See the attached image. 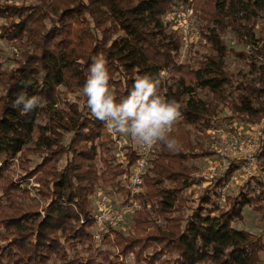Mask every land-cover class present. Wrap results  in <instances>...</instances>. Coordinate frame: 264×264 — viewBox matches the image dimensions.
<instances>
[{"label": "trees", "instance_id": "16d2710c", "mask_svg": "<svg viewBox=\"0 0 264 264\" xmlns=\"http://www.w3.org/2000/svg\"><path fill=\"white\" fill-rule=\"evenodd\" d=\"M38 2L0 7L8 21L2 36L25 48L16 66L0 70V264H128L130 255L134 264H264L263 237L234 227L246 207L264 217L263 181L257 178L253 188L247 183L220 203L222 188L238 169L232 164L197 199L188 197L206 182L189 165L204 154L189 152L193 146L183 127L200 134L210 130L219 104L231 109V119L264 126V64L251 61L252 81L236 84L225 58L245 55L229 49L220 32L225 19L236 30L259 27L264 50V0H193L210 45L197 69L178 63L181 40L164 21L187 0ZM98 55L107 60L109 90L117 101L137 75L159 76L161 94L180 105L184 124L179 134L170 133L175 150L156 144L139 196L143 207L129 216L128 233L111 230L113 243L104 234L119 255L94 252L92 197L99 188L114 189L128 201L121 178L129 177L137 152L131 145L123 148V167L114 155L115 141L87 107L81 90ZM21 91L46 103L22 115L12 107ZM257 158L261 165L264 138ZM15 169L21 170L18 178ZM31 180L34 187L22 190L21 182Z\"/></svg>", "mask_w": 264, "mask_h": 264}, {"label": "rangeland", "instance_id": "374dc122", "mask_svg": "<svg viewBox=\"0 0 264 264\" xmlns=\"http://www.w3.org/2000/svg\"><path fill=\"white\" fill-rule=\"evenodd\" d=\"M38 0H0V7H7V6H30L38 4ZM184 11V13H188L189 10H192L193 17L196 18V24L199 29L200 38H194L192 43L189 45L188 49L184 45L183 40V33L181 30H178L175 26V21L171 18V13L175 10ZM170 11L167 15L164 17L165 23H169V31H177L179 38L181 40V50L180 55L178 59L179 64H186L190 65L192 69H197L199 67V62L204 60V56L206 54H209V43L207 39L205 38V24L202 23V19L200 18V12H198L195 8L193 0H187L185 4H182V6L177 7ZM8 24V21L4 18L0 17V70H10L14 66H16V61L20 60L22 58V53L24 52L25 48L22 46L20 42L10 41L7 38H4L1 34V27ZM231 24L227 21V19L224 20V26L220 28V32L222 39L224 43L227 45L229 49H234L238 53H243L245 55V58L237 57L235 54H228L225 58V65H226V72L231 75L233 81L237 83L242 82H251L253 77L250 74V62L255 61L258 64H264V50H262V43L258 42L259 39V32L260 28H255L254 31L250 29V24L246 26L238 27V30L234 28L233 26H230ZM194 34V33H193ZM168 75L165 76L167 78ZM174 80H170L169 83H173ZM112 93V90H110ZM2 95V91L0 89V96ZM200 96L203 99H207V96L204 92H200ZM69 101H74L75 96L74 95H67L66 96ZM228 108V109H227ZM232 116L231 109L229 107H223V104H219V107L217 108L216 114L212 117L213 121V127H211L210 130L203 132L200 134V132H197L193 128L189 126H183L184 124L181 123V119H179L175 125L172 128V132L175 134L178 133V128L183 126L185 127L186 131L188 132L189 141L192 143V150H189V152L194 154H204L200 156L198 159L191 160L189 165H194L199 169V172L195 175L196 177H200L204 179L206 183L199 184L194 186L191 190H189L186 194L191 199H197L198 196H200L205 187H207L210 183L214 182L217 177H220L221 174H218L217 176H210V167H214L215 173H218L220 170L218 168V157L215 152V143H217L221 136H227L234 132L241 133V134H247L251 131L257 129L256 126L262 125H256L251 126L249 123H246L242 121L241 119H231ZM109 134V133H108ZM179 134V133H178ZM110 136V135H109ZM119 139L122 142V147L125 148L129 145H131L134 149L138 147L130 137L119 134ZM264 138V137H263ZM183 142V140H180ZM197 144H200V146H197ZM116 143H115V150L114 155L117 153L116 149ZM195 147V148H194ZM203 147V150H202ZM194 148V149H193ZM124 152H126L123 149ZM117 157V156H116ZM118 159V158H117ZM17 164L18 161L16 160ZM119 162V160H118ZM17 167V166H16ZM33 167V164L31 165ZM261 171L264 170V159H261ZM13 175H15L17 178L21 175V170L15 169L13 172ZM264 175V172H263ZM235 181L232 185V187L228 190L229 194H235L242 186L246 185L247 183L250 184V187L256 186V179L254 178L252 180H246L243 177V172L240 170L236 171L235 174ZM125 181V178H121ZM122 181V185L125 186L126 183ZM31 185H27L26 182H21L20 186L21 189L24 190L27 187L33 188L34 187V181L31 180ZM1 186V185H0ZM35 190H33L32 195H35ZM103 196H107L110 200L113 201V204L115 206H118L120 194L114 190H107V189H101L99 188L96 192V194L92 197V204L94 206V210L97 209V204H99V201ZM221 203V202H220ZM223 203V202H222ZM191 206H195L194 202H190ZM133 217V216H131ZM131 217H127L124 225L120 229H116V232H121L123 234H127L129 231V228L131 226ZM132 219V218H131ZM234 227L238 229H244L248 232L254 234L255 236H262L264 239V217L261 216V214L253 211V209L246 207L244 209V220L239 221L234 224ZM92 232L95 233V229H92ZM109 236V240L112 242L114 240L113 231H110L106 234ZM94 245H95V253H113L116 255H119L118 248L116 247H109L108 242L104 239V234H102V237L100 240L94 239ZM86 255V254H85ZM95 257V256H94ZM116 258V257H115ZM262 258L264 260V253L262 254ZM126 260V259H125ZM99 261V259H98ZM128 264H134L133 256H129L126 260ZM49 264H61L58 260H52Z\"/></svg>", "mask_w": 264, "mask_h": 264}, {"label": "clouds", "instance_id": "9594fccd", "mask_svg": "<svg viewBox=\"0 0 264 264\" xmlns=\"http://www.w3.org/2000/svg\"><path fill=\"white\" fill-rule=\"evenodd\" d=\"M91 59L88 76L81 90L91 114L109 132L130 137L144 151L158 143L169 150H175L177 141L170 133L180 119V105L161 94L160 77L147 73L137 75L129 93L117 101L109 90L110 76L106 58L98 55ZM43 75L45 73L41 72ZM45 103L44 97L29 96L21 91L12 101V107L24 115Z\"/></svg>", "mask_w": 264, "mask_h": 264}, {"label": "built area", "instance_id": "2783aa9c", "mask_svg": "<svg viewBox=\"0 0 264 264\" xmlns=\"http://www.w3.org/2000/svg\"><path fill=\"white\" fill-rule=\"evenodd\" d=\"M171 18L175 21L177 29L182 31L184 45L188 49L194 38H200L196 18L193 17L192 10H189L186 14L184 11L175 9L171 13ZM256 127L257 129L247 134L234 132L227 136H221L220 140L214 145L220 171L215 173L214 167H210V176L214 177L218 174L223 175L227 173L233 164L238 167L237 170L243 172V177L246 180L259 178L264 183V175L257 158L260 141L264 137V126L262 124ZM107 132L110 138L117 144L116 156L119 163L125 167L128 164L127 154L123 151L122 142L119 139L118 133L109 132L108 130ZM135 150L137 152V159L131 167L129 177L125 178V181L123 180L129 192L128 201L120 196L118 206H115L113 201L107 196L101 198L94 212V237L96 240H100L102 234L108 233L111 230L120 229L124 225L127 217L133 215L143 207L139 196L145 191V179L152 169V161L157 150L156 145L148 151H144L139 146ZM235 174L236 172L233 174L230 182L221 190V203L227 197L228 190L235 181Z\"/></svg>", "mask_w": 264, "mask_h": 264}]
</instances>
